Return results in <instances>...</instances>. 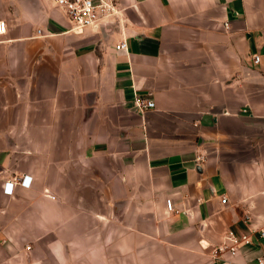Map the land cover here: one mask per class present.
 <instances>
[{"label": "crops", "instance_id": "obj_1", "mask_svg": "<svg viewBox=\"0 0 264 264\" xmlns=\"http://www.w3.org/2000/svg\"><path fill=\"white\" fill-rule=\"evenodd\" d=\"M122 7L76 34L52 0H0V264H258L264 0ZM228 231L255 245L213 258Z\"/></svg>", "mask_w": 264, "mask_h": 264}, {"label": "built area", "instance_id": "obj_2", "mask_svg": "<svg viewBox=\"0 0 264 264\" xmlns=\"http://www.w3.org/2000/svg\"><path fill=\"white\" fill-rule=\"evenodd\" d=\"M56 7L63 13L71 24L70 31L76 34H82L87 28L110 25L120 21L124 8L122 0H52ZM225 26L229 28L228 23ZM7 24L0 20V36L6 34ZM40 32V31H39ZM127 42L122 39L117 45V50H126ZM252 60L255 64L261 61L260 54H254ZM154 100L149 96L135 94L134 107L137 111L144 113L155 108ZM31 177H15L13 182H7L4 186V193L12 195L14 192L13 185L21 187H30ZM226 198L222 202H226ZM245 220H250V215H245ZM260 236L264 238V228L260 230ZM244 245H255V241L248 234L237 235L233 231L226 233L225 242L214 247L212 250L213 258H222L225 254L236 255ZM30 247H28L29 249ZM258 264H264V257L258 258Z\"/></svg>", "mask_w": 264, "mask_h": 264}]
</instances>
